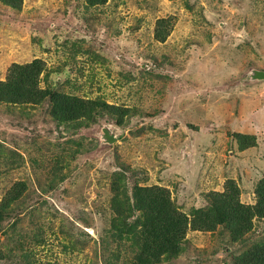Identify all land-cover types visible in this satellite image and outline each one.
<instances>
[{
  "label": "rangeland",
  "instance_id": "rangeland-1",
  "mask_svg": "<svg viewBox=\"0 0 264 264\" xmlns=\"http://www.w3.org/2000/svg\"><path fill=\"white\" fill-rule=\"evenodd\" d=\"M34 59L39 87L127 110L120 123L107 112L59 121L48 99L0 101V203L25 184L1 224L0 264H142L135 185L165 188L189 217L227 178L253 201L264 0L0 1V80ZM234 133L257 144L240 150ZM252 223L241 238L189 226L178 253L150 264H238L264 241V218Z\"/></svg>",
  "mask_w": 264,
  "mask_h": 264
},
{
  "label": "trees",
  "instance_id": "trees-1",
  "mask_svg": "<svg viewBox=\"0 0 264 264\" xmlns=\"http://www.w3.org/2000/svg\"><path fill=\"white\" fill-rule=\"evenodd\" d=\"M0 1L14 8L21 3V0ZM96 1L98 0H90L91 3ZM159 22L164 23L163 19ZM41 63L40 59H34L27 63L14 64L10 69L9 80H0V101L39 102L48 99L51 104L50 112L55 120L94 119L96 115L107 112L106 114L113 113L118 116L117 122H121L119 116L127 110L125 107L109 104L100 97L84 98L39 87ZM234 135L240 150L257 144L254 136L242 133ZM24 187L23 182L15 183L9 190L10 193L16 192L0 203V228L7 215L12 213L10 202L16 201L19 190ZM239 193L237 182L227 178L225 188L222 191L209 192V203L193 209L189 217L188 213L176 208L165 188L157 185H135L132 210L136 209L140 215L138 230L141 244L138 260L142 264H150L158 261L160 256L178 253L189 226L208 231L220 224H227L232 227L233 236L241 238L252 228L253 218H264V174L254 184L252 203L242 202ZM115 209L118 210L116 207ZM238 258V264H264V241L254 244Z\"/></svg>",
  "mask_w": 264,
  "mask_h": 264
},
{
  "label": "water",
  "instance_id": "water-1",
  "mask_svg": "<svg viewBox=\"0 0 264 264\" xmlns=\"http://www.w3.org/2000/svg\"><path fill=\"white\" fill-rule=\"evenodd\" d=\"M103 131H104V133H105L106 137H108L109 141H113V140H114V137H113V136H111V135H109V133H108V130H107V129H105V130H103Z\"/></svg>",
  "mask_w": 264,
  "mask_h": 264
},
{
  "label": "crops",
  "instance_id": "crops-1",
  "mask_svg": "<svg viewBox=\"0 0 264 264\" xmlns=\"http://www.w3.org/2000/svg\"><path fill=\"white\" fill-rule=\"evenodd\" d=\"M263 174H264V172H263ZM263 174H262V175H263ZM262 175L258 176V178H256V179H255V181H254L253 183L255 184V182L257 181V179H259V178H260ZM252 185H253V184H252ZM238 186L240 187V185H239V184H238ZM253 187H254V186H252V192H251V193H252V195H253ZM240 191H241L240 193H242V195H243V192H242V189H241V187H240ZM252 202H253V201H251V202H249V203H252Z\"/></svg>",
  "mask_w": 264,
  "mask_h": 264
}]
</instances>
